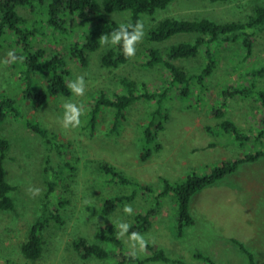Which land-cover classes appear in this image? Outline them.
Here are the masks:
<instances>
[{
	"label": "rangeland",
	"instance_id": "374dc122",
	"mask_svg": "<svg viewBox=\"0 0 264 264\" xmlns=\"http://www.w3.org/2000/svg\"><path fill=\"white\" fill-rule=\"evenodd\" d=\"M102 1L96 0L104 12ZM262 4L264 0H175L167 9L157 11L153 18L157 21L170 17L188 20L206 18L216 23L244 22L253 9ZM16 11L29 23L24 28L30 25L40 29L39 21L44 19L40 10L17 7ZM106 15L122 24L128 19L129 12ZM145 18L141 20L142 38L132 42L135 52L131 61L116 69L104 68L100 64V55L108 43L90 53V63L85 69L71 61L65 46L78 41L90 25L79 20H68L72 31L60 33L46 26L40 29L42 33L32 38L34 48L44 49L47 56L54 51H61L67 57L71 69L70 83L77 82L78 76L83 77L84 81L82 94L72 91L71 96H58L42 106L23 98L24 88L18 73L20 66L10 61L8 56L10 51L14 54L22 51L21 45L16 42L17 37L6 34L0 41V93L4 92V95L13 99L25 117L59 134L61 142L67 145L65 160L53 158L54 161H50L52 169L46 173V145L40 136L25 127V118L9 116L0 125V136L7 138L10 143L4 161L5 177L16 188L10 194L14 209L0 211V263L115 264L114 259L81 260L70 246L71 240L78 235L96 242V229L110 222L117 227L126 251L136 256L149 254L144 247L148 243L163 249L168 257L181 259L187 264H203L194 257L196 252L210 256L218 264H246V258L230 241L236 239L252 251L257 264H264V157L241 164L234 174L197 192L189 206L195 223L186 226L181 237L177 236L173 193L161 200L152 228L139 234L144 240L143 247L132 236L125 232L121 234V223L129 225L132 216L155 204L154 198L163 187L161 177L174 183L192 172L207 173L209 168L223 161L264 149V136L261 140H255L262 130L263 118V109L255 101V92L248 98L238 96L228 99L222 120L212 114V110L219 108L222 102V91L229 86H253L255 91L264 89V30L256 32L248 58L241 41L220 45L222 51L217 69L203 82L196 81L189 96L180 97L174 87L171 89L161 116L155 120V126L158 122L163 124V130L158 135L161 149L154 152L147 162H140L139 157L145 147H151L144 144L143 131L151 110L157 107L156 103H134L126 111L118 133L113 136L107 133L111 112L104 111L95 133H89L85 122L91 96L99 92L108 95L122 93L116 82L120 76L145 82L151 91L164 88L170 82L165 69L139 66L145 59L143 49L154 46L164 48L178 42L192 41L195 37L180 34L164 44L147 43L145 33L149 22ZM244 57L247 59L244 60ZM175 63L194 70L204 65L206 60L200 56ZM114 76H118L116 80ZM66 102L74 103L81 109L80 123L76 126H64ZM225 119L232 121L241 134L250 138L249 141L241 146L234 133L224 131L220 124ZM58 160L70 163L74 170H61L55 163ZM100 160L118 167V170L124 171L139 184L151 186L153 191L148 193L138 190L132 202L126 204L131 207V212H125L124 205L112 215L104 217L99 212L103 198L127 194L134 188L117 182L106 183L105 176L96 169V162ZM53 180L56 181L60 196L67 200V205L62 209L65 223L61 227L50 225L45 229L42 256L31 262L20 253V247L38 216L48 184ZM54 196L57 197L56 193ZM102 246L112 249L111 245Z\"/></svg>",
	"mask_w": 264,
	"mask_h": 264
},
{
	"label": "trees",
	"instance_id": "16d2710c",
	"mask_svg": "<svg viewBox=\"0 0 264 264\" xmlns=\"http://www.w3.org/2000/svg\"><path fill=\"white\" fill-rule=\"evenodd\" d=\"M174 1L103 0L104 12H102L96 0H0V41L6 34L13 35L17 37L16 42L22 47V51L15 55L24 58L22 61L16 62L18 67L20 66L18 73L23 83V98L42 106L58 96L69 97L72 95V90L68 87L71 69L67 57L58 50L47 56L44 49H35L32 45V38L36 37L37 33H42L39 30L44 29L45 26L63 33L72 31L68 26V20H79L90 25V28L81 34L78 41L70 42V45L65 46L71 61L77 63L83 69L87 68L90 63V53L98 50L101 45L106 43H108V46L99 58L102 67L116 69L128 64L132 59V55L126 56L124 54V36L113 41L111 34L119 28L121 23L110 19L106 15L107 13L129 12L128 19L122 23L132 24L131 27L126 28L129 37L134 33L137 21L141 22L146 17L145 20L149 22V26L145 33V40L147 43H153L154 45L164 44L180 34L195 35L192 41L178 42L164 48L154 46L143 49L145 59L140 62L139 66L165 69L170 77L169 85L160 90L151 91L145 82L131 80L127 76H120L119 78L114 76L115 80L117 78L116 82L121 87L122 93L113 92L108 95L99 92L91 96L89 100V110L85 122L86 129L90 134L95 133L100 116L104 111L109 110L111 120L107 133L111 136L118 133V128L126 117V111L134 103L139 101L156 103L157 107L151 110L150 119L145 124L143 131L144 144L151 145V147H145L139 157L140 162H147L154 152L161 149L158 135L163 130V124L158 122L155 126V120H157V116H161L164 102L171 89L174 87L180 97L189 96L196 81L203 82L217 69L220 51H222L220 45L225 43L234 44L241 41L248 58L252 52V41L256 32L264 30V4L256 6L244 22L216 23L206 18L188 20L170 17L157 21L153 18L157 11L167 9ZM211 1L230 2L232 0ZM17 7L40 10V15L44 16V19L39 21L40 29L30 27V25L28 28H24L29 23L17 13ZM102 37H107L103 43L101 42ZM200 56L206 60V63L199 65L194 70H189L175 63L178 60L196 59ZM246 59L244 57V60ZM254 92L256 94L255 101L263 109L262 130L255 138L258 141L264 136V89L255 91L253 86L241 88L229 86L222 91V102L219 108L212 110V114L222 120L225 117L228 99L238 96L248 98ZM9 116L25 118L23 120L25 127L36 133L44 141L48 151L44 169L46 173L52 169L50 161H54L53 158L65 160L64 155L67 153V145L61 142L60 135L25 117L20 106L2 92L0 93V125ZM162 117L164 118L165 115H162ZM220 126L224 131L234 133L235 138L241 142V146L250 139L248 136L241 134L235 124L228 119L223 120ZM9 150L10 143L8 139L0 136V211H12L14 209V201L10 194L16 188L6 180L4 169V161L7 159ZM261 157H264V149L262 148L242 157L223 161L219 165L209 168L207 173L192 172L184 179L174 183L161 177L163 187L154 198L155 204L147 207L142 213L132 216V221L125 233L132 236V233L139 235L148 232L153 226V219L159 210L161 200L168 194L173 193L176 206L177 236L181 237L185 227L195 223L189 210L191 198L197 192L234 174L241 164L255 162ZM55 163L61 170L64 168L74 170L73 166L66 161L61 162L58 160ZM117 168L105 160L96 162V169L105 176L106 183L113 184L117 182L134 188L127 194L103 198L99 212L104 217L112 215L117 208L131 203L138 190L148 193L153 191L151 186L139 184L132 177L126 175L124 171ZM55 186V180L48 184V190L44 193L40 203L38 216L29 227L26 240L20 247V253L31 262L37 261L42 256L45 244V229L50 225L61 227L65 223L62 209L67 205V200L60 196L57 186L54 188ZM55 193L57 197L54 196ZM116 228L113 223H105L98 227L94 233L96 242H91L78 235L71 240L70 246L81 260L91 258L98 260L114 259L115 264H187L181 259L168 257L163 249L155 248L148 243L144 246L149 252L148 255L140 257L126 251ZM230 241L237 251L246 258V264H257L254 254L243 243L236 239ZM103 244L111 245L112 249H107L102 246ZM194 257L203 264H218L210 256L201 252H196Z\"/></svg>",
	"mask_w": 264,
	"mask_h": 264
},
{
	"label": "clouds",
	"instance_id": "9594fccd",
	"mask_svg": "<svg viewBox=\"0 0 264 264\" xmlns=\"http://www.w3.org/2000/svg\"><path fill=\"white\" fill-rule=\"evenodd\" d=\"M131 26L132 24H121L119 28L114 30L111 34L113 41L119 40L121 36H124L123 51L126 56H131L134 54L135 49L132 46V42L137 40L138 38H142L143 36V25L140 21H137V23L135 24V31L129 37V33H127L126 28L131 27ZM106 39L107 37H102L101 42L102 43L105 42ZM8 56L10 58V61L12 62H18L24 59L23 56L18 57L11 51L8 53ZM7 62L9 61H5V63ZM76 81L77 82L70 83L68 87L74 93L82 94L84 91L82 87L83 82H84L83 77L78 76L76 78ZM64 109H65L64 117H63L64 126L67 127L69 124H71L72 126L78 125L80 123L79 121V115L81 112L80 107H78L74 103L66 102L64 104ZM124 211L131 212L132 209L130 206L126 205L124 208ZM119 227L121 228V234H123V232L127 231L128 225L125 223H121ZM132 237L138 240L141 244V247H143L144 240L141 236H139L137 233H132Z\"/></svg>",
	"mask_w": 264,
	"mask_h": 264
}]
</instances>
